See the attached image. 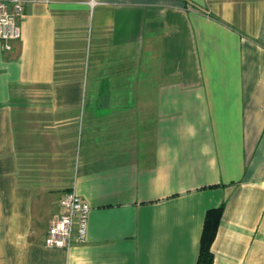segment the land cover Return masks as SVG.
I'll return each mask as SVG.
<instances>
[{
    "label": "crops",
    "instance_id": "crops-1",
    "mask_svg": "<svg viewBox=\"0 0 264 264\" xmlns=\"http://www.w3.org/2000/svg\"><path fill=\"white\" fill-rule=\"evenodd\" d=\"M36 0L0 42V264H264V0ZM85 241L45 244L62 194Z\"/></svg>",
    "mask_w": 264,
    "mask_h": 264
},
{
    "label": "built area",
    "instance_id": "built-area-1",
    "mask_svg": "<svg viewBox=\"0 0 264 264\" xmlns=\"http://www.w3.org/2000/svg\"><path fill=\"white\" fill-rule=\"evenodd\" d=\"M36 0H0V42L9 48V42L20 36L17 19L22 15L23 5ZM93 7L95 0H89ZM60 212L49 223L45 244L51 247L68 248L74 241H85L90 206L74 190L67 189L61 197Z\"/></svg>",
    "mask_w": 264,
    "mask_h": 264
},
{
    "label": "trees",
    "instance_id": "trees-1",
    "mask_svg": "<svg viewBox=\"0 0 264 264\" xmlns=\"http://www.w3.org/2000/svg\"><path fill=\"white\" fill-rule=\"evenodd\" d=\"M223 205L212 207L206 210L203 228L201 231L199 252L195 264H212L213 254L211 251V243L213 242L219 219L221 216Z\"/></svg>",
    "mask_w": 264,
    "mask_h": 264
}]
</instances>
